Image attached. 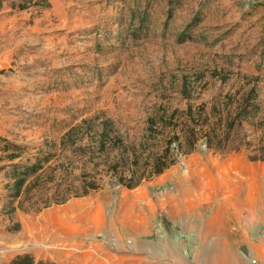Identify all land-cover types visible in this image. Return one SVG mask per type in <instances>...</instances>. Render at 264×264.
<instances>
[{"label": "rangeland", "instance_id": "374dc122", "mask_svg": "<svg viewBox=\"0 0 264 264\" xmlns=\"http://www.w3.org/2000/svg\"><path fill=\"white\" fill-rule=\"evenodd\" d=\"M263 1L0 0V168L6 166L0 170V264L23 254L55 264L107 263V256L109 264L120 262L113 252L119 251L122 233L57 245L49 213L71 203L72 211L82 209L88 203L82 200H92L85 214L91 231H106L111 218L114 229L146 223L153 198L160 200L173 186L169 174L194 180L193 172L206 165L188 162L192 154L175 153L174 167L135 189L104 171L117 162L120 171L126 169L136 150L138 166L132 168L142 172L174 131L183 135L190 109L198 119L204 108L203 119L213 125L217 113L236 112L256 84V110L231 132L240 152L215 153L200 141L194 155L217 156L214 168L222 170L227 184L217 179L220 183L204 186L219 191L215 197L233 196L244 186L264 196V181L257 179L264 162L249 159L264 157V17L255 10ZM228 95L234 99L226 106ZM171 119L176 130L164 127ZM103 141L106 151L100 152ZM236 157L251 163L250 171L241 168L242 174ZM38 162L43 169L13 198L12 167ZM236 170L245 182L227 181ZM94 180L100 190L75 197ZM154 225L180 230L159 211ZM251 234L254 240L264 236V227ZM187 247L186 259L194 260L195 245ZM88 252L95 253L89 261ZM248 258L257 264L256 256Z\"/></svg>", "mask_w": 264, "mask_h": 264}, {"label": "crops", "instance_id": "0c3cea01", "mask_svg": "<svg viewBox=\"0 0 264 264\" xmlns=\"http://www.w3.org/2000/svg\"><path fill=\"white\" fill-rule=\"evenodd\" d=\"M255 10L263 18L264 1ZM216 157L214 155L205 157L194 155V153L191 155L188 162L203 163L200 167L205 165L207 167L205 171L193 172L196 174L194 180L182 174L177 176V171L169 174L173 186L164 191L160 200L156 201L153 198V206L150 205L147 209L148 221L146 223L138 220L135 226L114 229L115 223L111 218L104 226L106 231H91L85 214L90 209L87 205L92 200H82L88 201L82 209L78 207L72 211L69 207L73 205L71 203L53 210L55 212L49 215L55 222L52 233L54 242L57 245L63 242L72 243L86 235H103L105 232L116 231L117 235L122 233V240L118 244V252L122 255H115L118 252H113L114 256L121 260L111 262L112 264H253L248 258L251 256H256L257 264H264V236L259 235L260 238L254 240L251 234L254 228L264 227L263 192L255 190L251 193L250 189L244 186L242 190H236L233 196L231 193L229 195L220 193V196L215 197L219 191L214 193L212 190L204 189V186L211 187L214 182L220 183L216 181L217 179L226 182L222 170L214 168L215 161H218ZM235 159L239 163L242 174L244 173L241 168L250 171L251 163L247 164L244 157ZM4 169L6 166L0 168V170ZM240 171L232 172L227 181L230 183L245 182L242 177L244 175ZM257 179L258 182L264 181V174H260ZM12 185H9V189ZM194 193L202 194V199L200 197L194 199L192 197ZM81 204L83 203L77 205ZM157 211L169 221L177 222L180 230L177 231L171 227L156 229L154 222ZM65 218L68 221L67 224H65ZM76 220L79 221V225H76ZM76 231H80L78 239ZM144 237H148L147 242ZM188 244L195 245V257L191 261L187 260L184 255ZM94 247L100 249V246ZM90 254L93 257L95 255V253L88 252L86 258ZM103 256L101 254V257ZM105 261L107 263L98 262L109 264L108 256Z\"/></svg>", "mask_w": 264, "mask_h": 264}, {"label": "trees", "instance_id": "16d2710c", "mask_svg": "<svg viewBox=\"0 0 264 264\" xmlns=\"http://www.w3.org/2000/svg\"><path fill=\"white\" fill-rule=\"evenodd\" d=\"M258 78L256 81L258 82ZM256 82V83H257ZM257 89V84L252 88L248 93H246L241 100H239V106L236 112L228 111L226 117H223L217 109H215V113H217V121L215 124H210V118L205 117L203 119L202 112L204 108H202V112L198 119L193 116L192 109L188 111L189 124L185 123V131L180 135L177 131H174L173 136L170 137L165 144V148L162 153L156 155L153 159V164L146 161L144 170L141 172L138 169H133V166H138V155L137 151L133 150L132 155L135 157V160L125 164L126 169L120 171V163L117 162L112 165L108 170L104 171L105 176H110L112 179L116 181L117 184L127 188V189H135L142 184V181H150L153 178L161 175L166 170L174 166L177 162L176 158L173 156H186L193 154L198 151L197 144L200 141H203L207 150L214 151L215 153H232V152H240L239 146H234L233 141L231 140V132L237 125H241L244 121H247L253 111L256 110L255 101L259 98V94ZM233 97L231 95L227 96V104L226 106L231 105L233 102ZM202 120V122H201ZM153 123V121L151 120ZM164 127H174L176 130L177 125L173 123V120L165 121ZM81 127V126H80ZM77 127L71 130V133H74L80 129ZM103 137L106 139L108 137L107 133H103ZM2 138L0 137V142ZM122 142L120 141V144ZM173 144L175 145L173 147ZM118 146V145H117ZM100 152H104L105 150V142L101 143L99 148ZM123 155L128 156L129 150L124 149ZM125 158V157H124ZM128 159V158H126ZM250 161L264 162L263 156H250ZM129 160V159H128ZM127 162V161H125ZM44 164L41 162L36 163L35 165H14L12 167L13 171L11 173L12 177H14L15 182L13 183L11 190L13 192L14 198H17L21 195L22 189L25 186L26 180L31 175H36L43 169ZM101 189V186L94 180L85 185V190L77 194L75 197H85L88 196L91 192L98 191ZM64 200L62 203H65ZM5 264H55L51 262L45 261H36L35 258L30 254H23L16 256L11 262Z\"/></svg>", "mask_w": 264, "mask_h": 264}, {"label": "bare ground", "instance_id": "6f19581e", "mask_svg": "<svg viewBox=\"0 0 264 264\" xmlns=\"http://www.w3.org/2000/svg\"><path fill=\"white\" fill-rule=\"evenodd\" d=\"M85 254H86V253H85ZM92 258H94V257L91 256V254H90V256H89V255L87 256V260H88V261H89L90 259H92ZM87 264H90V262H88ZM91 264H101V263L98 262V260L94 259V260L91 261Z\"/></svg>", "mask_w": 264, "mask_h": 264}, {"label": "built area", "instance_id": "2783aa9c", "mask_svg": "<svg viewBox=\"0 0 264 264\" xmlns=\"http://www.w3.org/2000/svg\"><path fill=\"white\" fill-rule=\"evenodd\" d=\"M0 250H1V247H0ZM255 263V261H253Z\"/></svg>", "mask_w": 264, "mask_h": 264}]
</instances>
